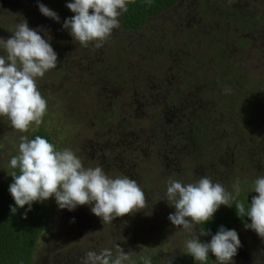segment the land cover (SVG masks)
Here are the masks:
<instances>
[{"label":"rangeland","instance_id":"374dc122","mask_svg":"<svg viewBox=\"0 0 264 264\" xmlns=\"http://www.w3.org/2000/svg\"><path fill=\"white\" fill-rule=\"evenodd\" d=\"M201 1L206 0H182L161 15L150 16L138 29L125 28L120 17V27L96 48L95 42L84 47L75 41L70 30L63 29L60 17L57 22L42 14L48 21H36L39 26L30 24L32 1L22 8L12 2L3 6L0 0V28L2 20L10 19L13 32L16 24L26 20L30 28L34 25V30L43 32L58 59L57 67L36 81L47 101L40 125L33 123L27 132H20L11 127L7 117L0 116V184L10 170L11 157L18 155L20 137L30 138L34 132L43 131L52 137L57 150H73L85 168L100 166L111 178L126 175L135 179L147 199L144 209L108 223L92 214L91 205L69 211L60 209L54 197L49 198V224L38 243L34 264H83L88 251L99 254L105 248L112 251L114 259L119 254L117 245L130 254L125 264H144L145 257L151 264H167L170 258L172 264H200L186 254L185 241L194 233L168 219L175 212L166 199L168 180L187 184L207 175L234 199L242 195L251 203L258 195L252 191L254 181L264 176V0H220L226 6L239 4L242 12L235 16L238 9L231 8L223 25L228 28L237 21L241 27L258 26L250 29L256 37L243 32L253 41L239 40L240 45L234 37H227L229 62L235 68L232 77L238 83L223 81L221 91L231 93L227 100L213 97L215 101L210 104L203 100L216 105L217 110L209 112L214 117L196 118L197 139L186 155L189 143L183 115L197 111L159 90L158 82L176 94L187 92L186 86L176 81L185 80L186 74L180 71L185 65L190 68L191 62L193 67L203 68L199 73L207 82L203 93L216 95L209 86L213 78L224 77L226 61L220 57L219 42L215 51L197 49L184 35L190 32L186 21ZM207 2L212 11H229L219 0ZM40 3L57 13L55 0ZM186 44L190 53L194 51L192 58L180 51ZM4 54L0 48V55ZM197 71L194 68L189 73ZM155 93L158 115L152 121L156 111L150 103ZM210 118H214L212 124L220 125L218 132L211 129L215 125H209ZM123 127L124 132L119 131ZM116 132L118 137L114 138ZM120 157L125 158L123 164L116 163ZM174 160L177 164L169 165ZM226 207L221 205L218 210ZM233 230L241 246L232 264H264V239L245 227ZM209 256L208 264H217L215 256Z\"/></svg>","mask_w":264,"mask_h":264},{"label":"clouds","instance_id":"9594fccd","mask_svg":"<svg viewBox=\"0 0 264 264\" xmlns=\"http://www.w3.org/2000/svg\"><path fill=\"white\" fill-rule=\"evenodd\" d=\"M130 2L72 0L66 6L74 15L64 21L63 28L70 30V35L82 46L95 42V47L100 48L112 31L120 27V17L127 12ZM147 2L150 4L151 0ZM38 7L44 16L59 22L57 13L43 3ZM0 48L5 53L0 55V116L7 117L15 130L27 132L33 123L40 125L46 114L47 101L36 81L57 67V53L26 20L16 24L10 38H0ZM10 167L19 170L18 174L13 171L10 175L13 182L9 192L15 201V206L10 205L13 215L25 205L27 211H31L34 202L54 197L60 209L72 211L80 205H91L93 214L103 222L111 223L117 217L144 209L147 204L145 191L135 179L126 175L111 178L100 166L85 168L73 150H57L41 136L34 139L21 136L18 155L11 157ZM236 192L239 193V188ZM252 192L258 195L252 198L247 211L243 202H237L235 208L240 218L250 219L251 223H245V228L264 239V176L254 181ZM166 199L175 208L168 217L171 223L194 233L193 238L185 241L186 254L200 264H206L209 253L215 256L217 264H232L241 246L235 230L221 226L207 243H202L199 237L210 233L204 228L199 229V234L196 232V227L211 220L221 205L232 206V193L221 183H214L209 176L203 175L187 184L170 178ZM117 248L119 254L114 259L107 248L99 254L88 251L83 264H125L130 260V254L118 245ZM144 264H151V259L145 257ZM167 264H172V258Z\"/></svg>","mask_w":264,"mask_h":264},{"label":"flooded vegetation","instance_id":"af4514ba","mask_svg":"<svg viewBox=\"0 0 264 264\" xmlns=\"http://www.w3.org/2000/svg\"><path fill=\"white\" fill-rule=\"evenodd\" d=\"M2 1L4 3L3 6H9V5H11V3H9V2H12L13 3L12 5L15 6L16 4H18L22 8H24V5L26 3H29V1H32L33 5L31 8V11H32L33 17L28 18L30 20V24L33 23L36 26H39V25L43 24V22L48 21V19L44 18L45 16L41 17L42 13L39 11V7H38L40 0H2ZM181 1L182 0H179L178 3H176L174 6L169 7L167 9L175 7ZM219 2H220V4H222V6H221L222 8H225L229 11L226 12V11H222L220 9L218 11H212L209 8V2H207V0L201 1L198 4L199 5L198 8H197V6H195L194 9L192 8L193 11L189 15V18L191 20L189 19L188 21H186V23L189 22L190 32H186L184 34V35L189 36V41L192 44H194L197 47V49L198 48H206L207 50L211 49V50L215 51L216 49L214 46H216L215 44L217 42H219V45L217 47H218V50L220 51V57L224 58L226 61H225V65L223 67L224 77L213 78L214 83H212L209 86L210 89L215 90L216 95L209 96L206 93H203V90L206 89V84H207V82L204 80L205 79L204 77H201V76H200L201 78L199 77L200 70H202L203 68H200V66L193 67L191 65V62H190V68H188L189 65H185L182 68V70L180 71V73L183 72L186 74V76H184L185 80L181 79V81H176L181 86L185 85L186 89H188L187 92H184L182 90L181 94H176V93L172 92V89H170L169 86L167 88L166 87L163 88V85L159 84V82H158L159 90H161L162 94H169V95H171L170 98H176V99H178V102L180 99L184 103V105H190L191 106V108L189 110L194 109L197 111V113L195 111L189 112L188 116L183 115L184 119H185L186 128H187V130L188 129L190 130L188 133V137H187V141H188L189 145H188L187 151L185 152L184 155H186L191 150L192 144H194L195 140L197 139V132L194 128L195 124L197 122L196 118L199 116L203 119L209 118V117H214L215 115H211L209 113L213 109L217 110L216 105H209L210 103H213L215 101L213 97H217L219 99H224L227 96L231 95V93L226 94V93H223L221 91L223 89L222 88L223 81H228L229 83H235V84L238 83V80H234V78L232 77V73H233V70L235 68L231 67V66H234V64L229 62V57L227 54V53H229L228 48H227L228 47L227 37H230V38L234 37L236 39L237 43L239 40L245 41V42H251L253 40L250 41L247 38V36L242 35V33L243 32H250L252 34L250 29L252 27H258L255 25L254 26L246 25V27H241L238 24V22L236 21L235 24L228 26V28H227L225 25H223V23L227 19V15H229L230 9L233 7L238 9V12H235V14H234L235 16L241 15L242 12H241V9L238 7L239 4L226 6L225 2H222L220 0H219ZM55 9H56L58 16L64 22L65 19L63 18V16H61V13L56 8V5H55ZM167 9H165L164 11H166ZM164 11L160 12L156 16L161 15ZM0 12H1V10H0ZM2 21H3V23H2V28H0V38L8 39L11 37V33H12V29H13V27L11 26V23H10L11 20L5 19ZM36 21L38 23H41V24L38 25L37 23H35ZM4 26H6V28H4ZM36 26L33 25V26H31V28L32 29L37 28ZM263 27H264V25H263ZM39 34L41 36H43V32L41 30H39ZM252 36H254V35L252 34ZM261 36H263V35H257V37H261ZM254 37H256V36H254ZM233 44H235V42ZM187 48L189 49V45H187V44L183 45L180 51L184 54V56L186 54V56L188 55V56H190V58H192L191 53L194 51H191V53H190V51ZM198 59H199V56L196 57V60H198ZM219 62H220V60H219ZM194 68H198V71L194 72L193 74H190L189 72L193 71ZM172 69H174V67ZM164 77L166 78V75H164ZM164 77L162 80H164ZM172 80H173V78H172ZM227 99H228V97L226 98V100ZM203 100L205 102H209V104L207 105L206 103H204ZM148 101H150V100H148ZM151 101L153 104L150 103V105L156 111V114L152 118L153 119L152 121H155L156 116L158 115V110L156 109V93L154 94V97L151 99ZM141 102L143 105H145L144 100L141 99ZM213 120H214V118L209 119V125L212 124ZM212 125H215V126H213L211 129L214 130V132H218L216 129L220 125L219 124H212ZM119 131L124 132V127H123V130H119ZM117 137H118V132H116V134L114 135V138H117ZM205 137H206V141H207L208 140V134H205ZM119 155H121V152H119ZM123 158L124 157L118 158L116 163L117 164H123L125 161V158H124V160H123ZM176 161L177 160L169 162V165L173 166V165L177 164ZM173 162H175V163H173ZM10 169H11V167H10ZM9 171H8L6 177L8 176ZM93 215H95V214H93Z\"/></svg>","mask_w":264,"mask_h":264},{"label":"trees","instance_id":"16d2710c","mask_svg":"<svg viewBox=\"0 0 264 264\" xmlns=\"http://www.w3.org/2000/svg\"><path fill=\"white\" fill-rule=\"evenodd\" d=\"M179 0H131L128 4L127 12L121 15L122 24L127 29H138L143 26L150 16H155L165 9L174 6ZM72 0H55V5L61 16L66 20L74 15L67 8V3ZM189 129L187 133H189ZM41 136L47 139L54 146L52 137L43 131H37L30 135L29 139ZM13 171L19 172L18 169H10L8 176L0 184V264H34L36 249L40 238L46 231L49 224L48 200L44 202H34L31 211H27L28 206L19 208L16 214L10 211V205L15 206L10 192L9 185L13 182L10 176ZM237 202H243L247 211L250 202L238 195L233 201L231 207H226L222 211L217 210L211 220L205 224L199 225V229L204 228L209 235L200 236L202 243L210 242L212 235H215L221 226L226 229L243 228L245 223H249L247 217L240 218L237 215L235 205ZM27 211V218L24 213ZM210 258V256H209ZM209 258L206 262L208 264ZM194 260V258L192 257ZM199 263V262H198ZM177 264H189L187 261H181Z\"/></svg>","mask_w":264,"mask_h":264}]
</instances>
